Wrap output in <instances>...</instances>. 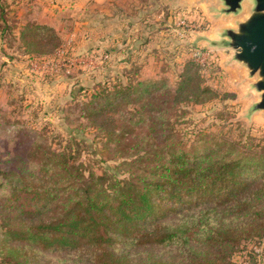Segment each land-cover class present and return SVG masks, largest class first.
I'll return each instance as SVG.
<instances>
[{
    "label": "trees",
    "instance_id": "1",
    "mask_svg": "<svg viewBox=\"0 0 264 264\" xmlns=\"http://www.w3.org/2000/svg\"><path fill=\"white\" fill-rule=\"evenodd\" d=\"M12 8L0 0V44L18 43L29 57L58 49L51 26L15 20ZM132 66L93 90L84 114L106 142L144 131L135 154L92 169L73 137L56 149L17 132L12 151L0 156V264H36L55 253L72 264H235L243 244L264 251V136L233 121L229 105L212 113L209 126L185 131L184 108L225 97L204 83L194 61L184 63L173 90L136 81ZM124 113L119 124L113 114ZM126 119L132 126L121 132Z\"/></svg>",
    "mask_w": 264,
    "mask_h": 264
},
{
    "label": "rangeland",
    "instance_id": "2",
    "mask_svg": "<svg viewBox=\"0 0 264 264\" xmlns=\"http://www.w3.org/2000/svg\"><path fill=\"white\" fill-rule=\"evenodd\" d=\"M214 1L7 0L15 6V20L47 23L58 35L60 46L45 57H29L18 43L10 49L7 43L0 44V156L12 151L17 132L56 149L73 137L80 143L81 161L92 169L135 154L137 136L144 131L134 127L135 135L125 134L120 143L106 142L84 114L92 91L105 81L113 82L131 69L133 62L136 66L132 68H138L136 81H162L166 89L173 90L184 63L194 61L203 69L204 83L225 95L221 102L184 108L186 115L182 117L187 124L182 127L186 132L209 126L212 113L229 105L233 121L243 124L253 137L262 138L264 112L252 110L258 101V93L251 86L255 78L248 77L233 61L232 52L223 45L225 28L221 27L227 24L234 28L235 20L244 18L248 9L236 18L227 17L228 22L221 21L212 6ZM80 88L87 89V95L78 92ZM165 88L160 87V91ZM142 102L138 99L137 103ZM157 106L154 104L153 111ZM133 107L129 104L122 110ZM113 115L119 124L129 118L127 113L124 117ZM126 121L119 131L132 126ZM28 146L24 143L20 149ZM23 153L21 156L26 151ZM5 195L0 188V198ZM250 252L255 254L252 261L248 259ZM263 255V244H243L233 260L235 264H264ZM4 257L6 248L0 236V259ZM36 264L72 263L66 255L55 253L39 257Z\"/></svg>",
    "mask_w": 264,
    "mask_h": 264
},
{
    "label": "water",
    "instance_id": "3",
    "mask_svg": "<svg viewBox=\"0 0 264 264\" xmlns=\"http://www.w3.org/2000/svg\"><path fill=\"white\" fill-rule=\"evenodd\" d=\"M245 8L248 12L244 18L235 20L234 28L224 29L223 45L248 77L255 78L251 86L258 93V101L252 110L264 112V0H219L216 14L236 18Z\"/></svg>",
    "mask_w": 264,
    "mask_h": 264
},
{
    "label": "crops",
    "instance_id": "4",
    "mask_svg": "<svg viewBox=\"0 0 264 264\" xmlns=\"http://www.w3.org/2000/svg\"><path fill=\"white\" fill-rule=\"evenodd\" d=\"M104 1H109V0H104ZM110 1L112 2V1H114V0H110ZM212 6H213V8L215 9V11H217V10L219 9V0H215ZM14 7H15V6H14ZM14 7H13V8H14ZM15 10H17V8H15ZM210 11H211V10H210V8H209V12H210ZM210 13L213 14L214 12H210ZM230 18H231V17H230ZM18 20H19V18H18ZM23 20H24V19H21V18H20L19 21L25 23L26 20H24V21H23ZM218 20H221V21H227V22L229 21L228 18L223 17V16H221ZM44 24H45V23H44ZM46 25H48V24L46 23ZM226 26H227V24H225V25H223V26H221V27L226 28ZM3 47H4V46H3Z\"/></svg>",
    "mask_w": 264,
    "mask_h": 264
}]
</instances>
